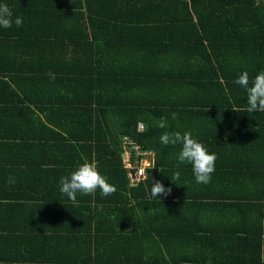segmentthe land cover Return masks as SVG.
Listing matches in <instances>:
<instances>
[{
	"label": "trees",
	"instance_id": "16d2710c",
	"mask_svg": "<svg viewBox=\"0 0 264 264\" xmlns=\"http://www.w3.org/2000/svg\"><path fill=\"white\" fill-rule=\"evenodd\" d=\"M0 3L9 6L13 21L22 19L21 27L14 22L9 29L0 27V216L16 210L19 204L13 200L33 183L47 186L43 194L35 189L34 193L60 204L55 207L61 211L50 212L60 213L64 224H75L73 232H66L59 225H13L0 217V254L5 255L2 249L8 242L37 233L55 237L59 248L77 247L73 254L79 264H112L116 259L111 262L103 255L126 250L130 243L116 236V226L127 230L134 217L142 223L161 209L158 203L173 198L200 204L213 215L205 228L186 218L177 223L174 238L162 243L168 256L137 259L140 264H264V112L238 111L246 107L247 93L234 83L245 71L250 82L264 71V0ZM201 110L225 123L214 124L209 138L201 141L218 157L212 174L215 187L180 195L184 182L192 181V167L179 164L176 152L181 145L164 146L159 138L165 132H187L178 118L183 121ZM41 113L49 122L51 116H59L57 127L42 122ZM161 117H167L165 128L158 126ZM37 122L47 135L37 127L38 135L25 136L27 126ZM192 134L200 137L197 131ZM124 138L144 153L139 163L147 152L155 155L147 179L135 187L129 185L122 159ZM134 147L133 162L138 154ZM50 153L60 155L59 160ZM85 162L95 163L117 191L108 197L99 190L94 196L78 193L73 204L59 191V182ZM48 165L60 169L51 175ZM177 171L180 179L173 183ZM10 179L15 180L11 187ZM160 180L173 187L161 200L150 196L152 182ZM39 207L43 214V205ZM218 213L232 223L225 224L230 220ZM107 219L113 226L110 234L101 228ZM86 224H98L99 242L65 241L64 237L78 238L80 231L81 238L87 235L91 228ZM147 242L143 248H159V243Z\"/></svg>",
	"mask_w": 264,
	"mask_h": 264
},
{
	"label": "crops",
	"instance_id": "0c3cea01",
	"mask_svg": "<svg viewBox=\"0 0 264 264\" xmlns=\"http://www.w3.org/2000/svg\"><path fill=\"white\" fill-rule=\"evenodd\" d=\"M128 64H130V60L127 61ZM197 109V108H196ZM205 110H201L197 115L195 114H190L189 116H186L184 120L182 121V118H178V123L182 124V128L190 132L191 134L194 132H198L200 137L195 138L192 134V137L195 138L197 141H203L205 138H209L210 136V131L212 126L215 124L217 126L223 127L225 126V123L223 122L222 119L219 120L218 116H215L211 112H203ZM49 112V111H47ZM194 113V112H192ZM39 117L42 119V122H46L49 125H52V127H57L56 124L58 121L61 119L57 118L56 114L54 116H51V121L49 122L47 120V117L44 114H40ZM56 117V118H55ZM72 119V118H71ZM74 119V118H73ZM219 120L217 123L216 121ZM5 121H13L11 120H5ZM74 123L77 122H70L71 125H75ZM37 126L33 125H28L27 128L29 129L28 132H26L25 136L32 137L35 134H37V129L35 128H40V122L35 123ZM142 124V123H140ZM42 130L43 129H38ZM47 135L48 131H44ZM41 134V133H40ZM211 139V138H210ZM126 139L124 138L123 146H124V151L122 153V159L125 162V167L128 169V165L130 166L133 162V159L135 158L134 152L132 151L134 146H128V144L125 142ZM37 140H21L20 143L22 144H30V145H35ZM203 143V142H202ZM136 147V146H135ZM234 144H230V148L233 150ZM152 152V151H151ZM179 152H176V155L178 157ZM148 155L143 158L142 163L140 166L145 167L148 169V167L151 166L153 162V157L155 156L154 153H149L147 152ZM54 155L55 161H58L60 158V155L58 154H52ZM211 154V153H210ZM219 154V153H218ZM221 157L222 155L219 154ZM223 159V157H222ZM139 163V160H138ZM49 167L47 169L51 170V175L52 171H55V169H60L59 166L55 165H48ZM59 167V168H58ZM132 169H128V177L130 179V175L135 172V166H131ZM55 175V173H54ZM58 176V175H57ZM192 181H186L183 184V188L181 189V194L184 195L186 193H192V192H202L206 191L207 188L209 187L212 189L215 187V185L212 183V179L214 178L212 175L211 182L208 185H203V184H197L195 182L194 175H190ZM57 178V177H55ZM147 179V174L146 177L142 180H140L138 183L134 184L130 181L129 185L131 187L137 186L139 183ZM170 177H167V180H169ZM160 182H162L160 180ZM9 187H11V184H8ZM33 183H30L26 187V192H22V197L13 201H16V203L19 204L16 210H11L5 214H1V220L4 221V223H9V224H22V225H27V226H45L48 227L50 225H59L61 227H65L64 231L66 232H73V228L75 224H69L67 222L64 224V217L60 213H55V212H50V208H54L58 211H61L57 209L55 206H60L57 201L54 202H48L50 198L45 197L43 194L44 191H46L47 186H38ZM59 187V186H58ZM217 187V186H216ZM168 188V186L166 187ZM171 189L173 187H170ZM35 190H41L42 194H37L36 192L34 193L33 191ZM18 190H24L23 187H19ZM17 190V191H18ZM43 197V198H42ZM158 199V198H157ZM165 199V198H164ZM40 205H43V210L44 213H40L38 210L41 209L39 207ZM130 205H134V203H131ZM156 208H161L159 210H154L150 213V218L147 220H144L142 223H139L134 217L133 220L129 221V228L127 230L122 231L121 226L117 225L116 226V236L120 239L128 240L130 243L127 244L126 250L125 248L122 249H115V250H108L105 255L106 259H109V261L112 262V258L116 259L115 262H112V264H140L137 259L140 261H145L146 258H151V257H156V256H168L167 251L164 249V245L162 244L163 241L167 239H173L174 238V229L178 224L181 222H184L185 218L189 220L193 225L197 226L200 228L202 225L204 228L206 224L207 218L211 214V209L208 211H205L200 204L199 205H189V203L182 201V202H176L171 198V202H164V204L158 203ZM183 209V210H182ZM247 210V209H246ZM15 211V212H14ZM25 212V215H22V212ZM18 212V214L16 213ZM51 213L54 214V216H51ZM18 215H21L20 217H17ZM121 212L116 213V219L118 218V221H121L120 218ZM198 215L202 219H194L195 216ZM73 216V215H72ZM72 222H74L72 220ZM182 216L181 219H178L177 217ZM192 216V217H189ZM220 217L222 220H230L227 218H223L220 213L216 215ZM36 217V219H35ZM139 217V216H138ZM141 218V215H140ZM20 220V222L16 221ZM215 217L213 219H210V222L214 221ZM8 221V222H7ZM142 221V219H141ZM108 223H103L101 225L102 231H105L106 234H110L108 232H112V224L111 220L107 219ZM209 222V221H208ZM232 220L225 222V224H231ZM144 224V226H143ZM81 226V223H79ZM20 226V225H19ZM87 228L90 229V232L83 236L82 238L80 236L83 235V231H80V235H77L78 238H73V237H64L65 241H68L70 238H72V241L79 240L82 244L87 243V245H92V243L99 242L100 239L96 238L95 230L96 226L98 227V224L94 225H85ZM168 226L170 228L166 229ZM223 227H225L223 225ZM94 228V230H93ZM146 228V229H144ZM203 228V229H204ZM107 231V232H106ZM18 233H21V235H25L26 233L19 231ZM146 236L144 237V235ZM59 240L60 237H59ZM102 241H105V239H102ZM147 241L151 243H159V248L156 250H153L149 246L147 248H143L142 243H148ZM54 243V244H53ZM77 245V244H76ZM59 244L56 242V238L54 239L51 237V235H48L47 237H40L37 233L36 234H30L28 236L24 237H19L17 239H14L12 242H8L7 246H5L2 249L6 250L5 255L0 254V264H79L78 261L74 258H77L78 256L73 254L78 248H70V247H65V248H59ZM95 246V245H93ZM161 247V249H160ZM149 248V249H148ZM113 256V257H112ZM60 258H65L67 259L65 262L62 261ZM70 259V261H68ZM147 261V260H146Z\"/></svg>",
	"mask_w": 264,
	"mask_h": 264
},
{
	"label": "clouds",
	"instance_id": "9594fccd",
	"mask_svg": "<svg viewBox=\"0 0 264 264\" xmlns=\"http://www.w3.org/2000/svg\"><path fill=\"white\" fill-rule=\"evenodd\" d=\"M13 22L17 27L22 26V19L17 17L13 21V12L9 6L6 3H0V27L9 29L12 27ZM49 76L53 79L55 78L52 73H49ZM234 83L247 93L246 107L238 111L247 113L264 112V71L258 73L251 82L248 72L245 71ZM175 115V113L172 114L173 119H175ZM158 126L165 128L167 126V117H161ZM159 139L164 146L181 145L178 162L179 164L191 165L197 184L208 185L211 182L218 157L214 153L210 154L205 145L194 139L190 132L183 134L165 132ZM179 179L180 173L177 171L171 177V181L174 183V181ZM9 183H15V180L10 179ZM59 183V191L66 195L73 204L77 203L78 193L94 196L99 190L103 197H108L117 191L115 186L108 183L107 178L100 173L98 166L92 162L82 163L70 176L62 177ZM171 191L170 187L166 188L162 182L155 181L152 182L150 196L161 200V197L170 195Z\"/></svg>",
	"mask_w": 264,
	"mask_h": 264
},
{
	"label": "built area",
	"instance_id": "2783aa9c",
	"mask_svg": "<svg viewBox=\"0 0 264 264\" xmlns=\"http://www.w3.org/2000/svg\"><path fill=\"white\" fill-rule=\"evenodd\" d=\"M139 128L141 130L144 129V125L142 124H139ZM135 150H138V154H137V157H136V160L134 163H132L130 166L128 165V168L129 169H132L131 166H135V172L133 174L130 175V180L132 183L136 184L138 183L140 180L144 179L146 177V174H147V169L145 167H142L140 166L141 163H138V156L139 155H142L144 153H142L139 149L138 146L134 147Z\"/></svg>",
	"mask_w": 264,
	"mask_h": 264
}]
</instances>
